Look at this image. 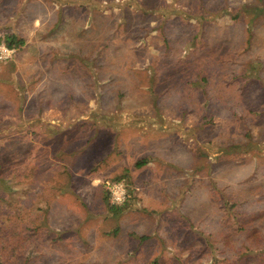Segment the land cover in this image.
I'll return each instance as SVG.
<instances>
[{
  "label": "rangeland",
  "instance_id": "1",
  "mask_svg": "<svg viewBox=\"0 0 264 264\" xmlns=\"http://www.w3.org/2000/svg\"><path fill=\"white\" fill-rule=\"evenodd\" d=\"M7 38L0 264H264V0H0Z\"/></svg>",
  "mask_w": 264,
  "mask_h": 264
},
{
  "label": "built area",
  "instance_id": "2",
  "mask_svg": "<svg viewBox=\"0 0 264 264\" xmlns=\"http://www.w3.org/2000/svg\"><path fill=\"white\" fill-rule=\"evenodd\" d=\"M17 52L5 39H0V63H7L14 59ZM106 189L112 205H123L128 198L127 187L122 181H106Z\"/></svg>",
  "mask_w": 264,
  "mask_h": 264
},
{
  "label": "trees",
  "instance_id": "3",
  "mask_svg": "<svg viewBox=\"0 0 264 264\" xmlns=\"http://www.w3.org/2000/svg\"><path fill=\"white\" fill-rule=\"evenodd\" d=\"M8 42V44L11 47H14V45L17 43L16 40L14 38H8L6 40ZM147 162L143 161L137 164L138 167L144 166ZM107 202H108V207L110 209V211L115 215V214H119L122 211V206H113L109 203V198L107 197ZM255 235V234H254Z\"/></svg>",
  "mask_w": 264,
  "mask_h": 264
},
{
  "label": "crops",
  "instance_id": "4",
  "mask_svg": "<svg viewBox=\"0 0 264 264\" xmlns=\"http://www.w3.org/2000/svg\"><path fill=\"white\" fill-rule=\"evenodd\" d=\"M7 39H8V38H7ZM14 47H15V46H14ZM15 48H16V47H15ZM16 53H17V52H16ZM15 56H16V54H15ZM15 56H14V57H15ZM7 63H8V62H7Z\"/></svg>",
  "mask_w": 264,
  "mask_h": 264
}]
</instances>
